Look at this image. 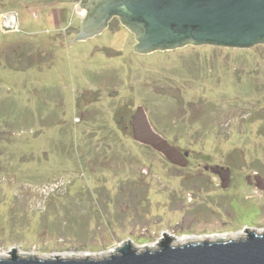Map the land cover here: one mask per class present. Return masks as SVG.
Masks as SVG:
<instances>
[{
  "label": "rangeland",
  "instance_id": "rangeland-1",
  "mask_svg": "<svg viewBox=\"0 0 264 264\" xmlns=\"http://www.w3.org/2000/svg\"><path fill=\"white\" fill-rule=\"evenodd\" d=\"M88 1L0 0V258L264 233V43L139 52L116 15L73 41Z\"/></svg>",
  "mask_w": 264,
  "mask_h": 264
},
{
  "label": "water",
  "instance_id": "water-1",
  "mask_svg": "<svg viewBox=\"0 0 264 264\" xmlns=\"http://www.w3.org/2000/svg\"><path fill=\"white\" fill-rule=\"evenodd\" d=\"M76 38L85 39L108 25L112 16L135 33V50L148 52L192 44L250 47L264 43V0H89ZM129 124L135 140L160 151L175 164L184 154L151 125L137 106ZM236 239H202L139 250L130 242L102 258L21 257L14 253L0 264H264V233L247 231Z\"/></svg>",
  "mask_w": 264,
  "mask_h": 264
},
{
  "label": "bare ground",
  "instance_id": "bare-ground-1",
  "mask_svg": "<svg viewBox=\"0 0 264 264\" xmlns=\"http://www.w3.org/2000/svg\"><path fill=\"white\" fill-rule=\"evenodd\" d=\"M12 20H13V19H12ZM187 241H188V240H187ZM187 241H186V242H187ZM190 241H191V242H192V241H196V239H195V240H190Z\"/></svg>",
  "mask_w": 264,
  "mask_h": 264
}]
</instances>
